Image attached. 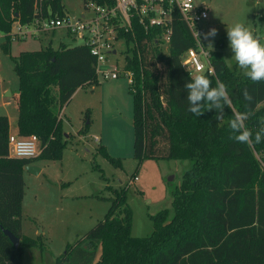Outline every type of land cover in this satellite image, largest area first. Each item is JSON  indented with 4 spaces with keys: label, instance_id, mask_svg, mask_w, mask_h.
Masks as SVG:
<instances>
[{
    "label": "trees",
    "instance_id": "16d2710c",
    "mask_svg": "<svg viewBox=\"0 0 264 264\" xmlns=\"http://www.w3.org/2000/svg\"><path fill=\"white\" fill-rule=\"evenodd\" d=\"M65 14L61 0H0L1 46L10 52L15 21ZM115 27L117 38L127 43L124 66L131 72L137 166L144 158H187L191 165L171 190L172 213L162 207L150 214L149 234H132L128 186L114 187L103 217L74 245L67 243L55 264H264V139L238 143L229 127L235 112L248 113L245 123L254 141L264 126V81H251L226 62L221 48L211 49L214 73L200 74L213 87L223 82L232 104L225 106L223 120L215 109L197 116L188 110L185 89L195 75L181 63V53L197 45L185 20L174 14L166 49L157 38L159 28L145 29L136 17L127 29ZM12 57L19 76L17 134L36 133L40 150L32 157L12 154L10 119L0 114V264H23L24 247H43V240L23 233V170L36 158L61 157L66 143L61 110L77 87L97 79L96 58L85 42L49 43ZM245 89L254 97L251 103L244 99ZM98 149L115 161L103 144ZM4 228L21 238L18 246Z\"/></svg>",
    "mask_w": 264,
    "mask_h": 264
},
{
    "label": "rangeland",
    "instance_id": "374dc122",
    "mask_svg": "<svg viewBox=\"0 0 264 264\" xmlns=\"http://www.w3.org/2000/svg\"><path fill=\"white\" fill-rule=\"evenodd\" d=\"M61 1L70 16L86 10L84 0ZM195 1L204 4L209 14L200 34L202 44L209 50L221 48L226 62L244 72L232 58L234 53L229 47L227 27L243 23L264 44V0ZM18 25L15 21L12 33L18 30ZM26 26L31 33H15L18 38H12L10 52L1 46L5 32L0 29L1 107L3 100L10 97L9 90L19 92V76L12 55H18L24 49L44 47L49 41L53 45H59L60 39L70 43L78 41L64 26L35 28L32 21ZM211 28H216L218 34L204 39V33ZM113 43L116 52L108 53L100 67L109 71L115 68L118 76L105 77L98 70L97 79L80 85L61 110L66 139L61 157L36 158L33 161L38 167L36 172L23 170V233L44 242L42 248L24 247L23 264H55L56 256L65 250L67 243L74 245L103 217L111 203L114 187L128 186L127 201L132 209L131 232L134 235L152 231L151 213L162 207H168L172 213L171 190L180 182L191 160L144 158L137 166L133 153V126L129 121L133 116V100L124 66L127 43L124 37L115 38ZM163 47L167 48L166 45ZM87 109L89 116L86 118ZM11 129L17 130L14 116ZM100 144L115 161L98 149ZM133 174L138 177L134 179ZM99 251L100 248L96 256Z\"/></svg>",
    "mask_w": 264,
    "mask_h": 264
},
{
    "label": "built area",
    "instance_id": "2783aa9c",
    "mask_svg": "<svg viewBox=\"0 0 264 264\" xmlns=\"http://www.w3.org/2000/svg\"><path fill=\"white\" fill-rule=\"evenodd\" d=\"M84 7L86 10L78 15L70 16L67 13L63 16L47 15L35 17L32 22L35 28L64 26L79 42L89 45L90 52L96 58L97 71L99 70L105 77H116L118 72L115 68L109 71L100 67L108 53L116 52V47L113 46V40L117 38L115 24L127 29L131 25V19L136 17L145 29L158 27L157 38L161 44L167 46L172 33L174 14H179L192 30L197 42L196 46L188 47L181 53L182 65L192 75L214 73L209 58L210 50L200 39L209 16L204 4L195 0H115V4L109 5L88 0L84 2ZM126 72L130 81L131 72L127 69ZM9 145L12 154L21 157L35 156L40 150L39 136L36 133L25 136L11 133ZM137 177L136 174L133 176L134 179Z\"/></svg>",
    "mask_w": 264,
    "mask_h": 264
},
{
    "label": "clouds",
    "instance_id": "9594fccd",
    "mask_svg": "<svg viewBox=\"0 0 264 264\" xmlns=\"http://www.w3.org/2000/svg\"><path fill=\"white\" fill-rule=\"evenodd\" d=\"M218 34L216 28H211L204 33V39L214 38ZM227 37L229 47L234 53L233 59L237 62L244 74L253 82L264 81V44H261L260 37L253 34L245 24L237 22L227 27ZM187 100L189 111L197 116H202L206 111L217 110V119L223 120L225 106H231L227 86L217 80L216 86H212V81L203 74L195 75L190 82H186ZM244 99L251 103L253 95L245 89ZM248 113L235 112L229 121L232 138L238 143L251 144L259 143L264 139V126L253 132L246 126ZM264 124V121H262Z\"/></svg>",
    "mask_w": 264,
    "mask_h": 264
},
{
    "label": "crops",
    "instance_id": "0c3cea01",
    "mask_svg": "<svg viewBox=\"0 0 264 264\" xmlns=\"http://www.w3.org/2000/svg\"><path fill=\"white\" fill-rule=\"evenodd\" d=\"M83 12V11H82ZM17 22H18V30L16 29L15 31H13V34H14V36H13V39H15V38H18V37H16V34L15 33H24V31H28L27 29V23H25V24H21L18 20H17ZM26 26V27H25ZM19 28H20V30H19ZM25 28V29H24ZM35 31H37V30H35ZM30 32V31H29ZM31 33V32H30ZM23 37H25V34L23 35ZM23 37H19V38H23ZM50 43L52 42V41H49ZM61 42H64V43H67V44H74V43H77V42H79V41H75V42H73V43H70V42H65L64 40H59V44L61 43ZM51 45L52 46H54V47H57L58 45H53L52 43H51ZM78 88V87H77ZM10 97H9V99H7V100H3V102H2V105H3V107H1V111H0V114H7L8 116H9V119H10V131H11V133H17V130H12L11 129V125H12V118H13V116L16 118V123H17V119H18V116H19V109H18V104H17V97H18V93H16V92H13V91H8V93H7ZM4 108V109H3ZM12 111V112H11ZM62 118V117H61ZM12 153V152H11ZM29 164H34L33 162L32 163H29ZM26 166V165H25ZM26 168V167H25ZM99 249V248H98Z\"/></svg>",
    "mask_w": 264,
    "mask_h": 264
},
{
    "label": "water",
    "instance_id": "95a60500",
    "mask_svg": "<svg viewBox=\"0 0 264 264\" xmlns=\"http://www.w3.org/2000/svg\"><path fill=\"white\" fill-rule=\"evenodd\" d=\"M130 122H132V118L129 119ZM26 169L32 171V172H36L38 170V167L35 164H26ZM5 232L10 236L11 240L14 242V244L16 246H18L20 244V240L21 238L14 233L12 230H10L9 228H4Z\"/></svg>",
    "mask_w": 264,
    "mask_h": 264
}]
</instances>
